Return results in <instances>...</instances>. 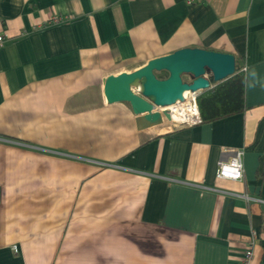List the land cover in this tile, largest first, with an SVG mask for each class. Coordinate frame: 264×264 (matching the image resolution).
<instances>
[{
  "label": "crops",
  "instance_id": "crops-1",
  "mask_svg": "<svg viewBox=\"0 0 264 264\" xmlns=\"http://www.w3.org/2000/svg\"><path fill=\"white\" fill-rule=\"evenodd\" d=\"M0 33V264H239L253 233L264 264V0H0ZM184 47L234 55L242 111L140 129L107 102Z\"/></svg>",
  "mask_w": 264,
  "mask_h": 264
},
{
  "label": "water",
  "instance_id": "water-1",
  "mask_svg": "<svg viewBox=\"0 0 264 264\" xmlns=\"http://www.w3.org/2000/svg\"><path fill=\"white\" fill-rule=\"evenodd\" d=\"M235 69L231 53L184 47L152 58L134 71L108 75L103 92L108 103L128 102L141 129L170 121L165 107L182 100L185 90L198 94L210 87L211 81L223 80ZM161 72L165 75L158 77Z\"/></svg>",
  "mask_w": 264,
  "mask_h": 264
},
{
  "label": "built area",
  "instance_id": "built-area-1",
  "mask_svg": "<svg viewBox=\"0 0 264 264\" xmlns=\"http://www.w3.org/2000/svg\"><path fill=\"white\" fill-rule=\"evenodd\" d=\"M203 0H186L187 4H194ZM54 22L59 21L57 18L51 19ZM5 36L0 33V48L5 43ZM183 93V99L170 105L167 109L170 113L171 119L168 121L174 127L191 126L201 122V116L197 104V94L194 91L186 90ZM243 150H238L234 156L227 161H219L217 163L216 177L232 181H241L243 179ZM247 198V196H246ZM255 245V234L246 243L244 253L239 264H252L253 251Z\"/></svg>",
  "mask_w": 264,
  "mask_h": 264
},
{
  "label": "trees",
  "instance_id": "trees-1",
  "mask_svg": "<svg viewBox=\"0 0 264 264\" xmlns=\"http://www.w3.org/2000/svg\"><path fill=\"white\" fill-rule=\"evenodd\" d=\"M244 86V71L236 66L232 75L198 93L201 121L211 122L242 111L245 107Z\"/></svg>",
  "mask_w": 264,
  "mask_h": 264
},
{
  "label": "rangeland",
  "instance_id": "rangeland-1",
  "mask_svg": "<svg viewBox=\"0 0 264 264\" xmlns=\"http://www.w3.org/2000/svg\"><path fill=\"white\" fill-rule=\"evenodd\" d=\"M182 77H183L184 79H187L186 75H183Z\"/></svg>",
  "mask_w": 264,
  "mask_h": 264
},
{
  "label": "bare ground",
  "instance_id": "bare-ground-1",
  "mask_svg": "<svg viewBox=\"0 0 264 264\" xmlns=\"http://www.w3.org/2000/svg\"><path fill=\"white\" fill-rule=\"evenodd\" d=\"M184 93H187V91L185 90Z\"/></svg>",
  "mask_w": 264,
  "mask_h": 264
}]
</instances>
